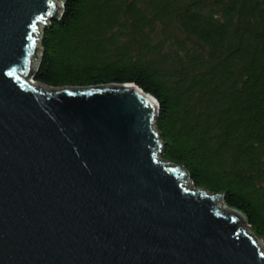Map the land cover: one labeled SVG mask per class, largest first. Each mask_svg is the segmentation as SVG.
<instances>
[{"label": "water", "instance_id": "obj_1", "mask_svg": "<svg viewBox=\"0 0 264 264\" xmlns=\"http://www.w3.org/2000/svg\"><path fill=\"white\" fill-rule=\"evenodd\" d=\"M62 1L0 0V264H264L244 215L161 157L154 96L30 80Z\"/></svg>", "mask_w": 264, "mask_h": 264}, {"label": "trees", "instance_id": "obj_2", "mask_svg": "<svg viewBox=\"0 0 264 264\" xmlns=\"http://www.w3.org/2000/svg\"><path fill=\"white\" fill-rule=\"evenodd\" d=\"M61 5L29 75L54 88L134 83L154 96L162 158L224 195L264 240V0Z\"/></svg>", "mask_w": 264, "mask_h": 264}, {"label": "rangeland", "instance_id": "obj_3", "mask_svg": "<svg viewBox=\"0 0 264 264\" xmlns=\"http://www.w3.org/2000/svg\"><path fill=\"white\" fill-rule=\"evenodd\" d=\"M45 27V26H44ZM44 27H43V30H44ZM40 60V59H39ZM38 63H39V61H38ZM37 68V67H36ZM30 80H32V81H36L34 78H32V77H30ZM37 82V81H36ZM161 157H162V155H161Z\"/></svg>", "mask_w": 264, "mask_h": 264}]
</instances>
